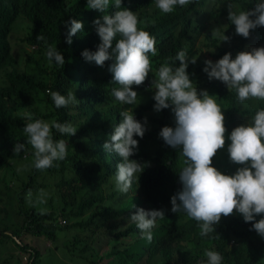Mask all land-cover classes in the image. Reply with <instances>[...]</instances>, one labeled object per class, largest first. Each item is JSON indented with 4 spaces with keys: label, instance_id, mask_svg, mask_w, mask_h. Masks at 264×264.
I'll return each instance as SVG.
<instances>
[{
    "label": "trees",
    "instance_id": "16d2710c",
    "mask_svg": "<svg viewBox=\"0 0 264 264\" xmlns=\"http://www.w3.org/2000/svg\"><path fill=\"white\" fill-rule=\"evenodd\" d=\"M257 3H264V0H233L231 4L236 5L232 10L238 13L240 10H254ZM222 4L226 8L228 2L191 0L186 6L177 5L169 14L161 12L154 0H122L121 7L136 12L140 21L138 28L148 31L155 37L158 55L153 57L149 54L152 65L159 68L168 61L172 67L179 66V62L174 58L183 49H187L190 58H197L195 64H189L187 72L198 92L206 90L216 97L225 117L224 123L227 129L225 148L218 150L212 166L222 174L233 175L241 166L232 163L229 159L228 132L237 122H249L253 110L239 106L235 90H231L228 96L218 82L214 79L209 80L207 74L203 72L204 61L211 60L215 63L226 53H231L232 58L235 59L236 55L245 51L247 47H264V27L251 30L248 38L237 35L235 26L229 20L225 23ZM118 10L120 9H116L112 4L104 13L89 10L87 0H0V189H6L3 197V200L7 199L4 210L13 209L16 198L20 209L26 211L22 228L35 236L45 237L53 242L59 239L57 232L64 233L69 228L84 230L94 225L105 230L108 226L106 235H113L119 224H107L108 213L118 217L125 210L133 207L135 202L147 206L163 205L175 187L176 173L182 164L178 155L164 148L160 141L156 140V135L163 127H175V117L171 107L155 112L154 92L148 93L147 87L141 88L136 104H123V108L132 109L134 118L141 123L144 122L145 117L147 118L148 129L141 143V155L144 158L146 154L150 156L148 161L150 167L146 169L138 185L139 197L135 195L123 197V193L115 188L114 175L111 174L113 167L109 163V156L102 150L99 138L100 135L103 136L108 132V125L117 121L122 110L108 92V86L119 87L112 82V74L108 71L113 61H106L104 67H99L94 62H86L81 53L85 49L94 52L101 43L94 26L73 36V42L69 45L65 42L68 31L65 22L75 19L84 24L95 19L96 15H111ZM22 16L30 22L29 32L14 48L10 43V36L14 25ZM59 26H63L65 30L63 31ZM215 29H218V33L213 36L212 32ZM38 35H43L48 45L57 47L64 56V67L56 65L55 62L49 63L46 44L44 41H37ZM223 35L229 40L222 41ZM119 38L117 36V39ZM200 39L204 41L202 45H198ZM79 63L83 68L80 92L75 96L79 103L57 109L48 90L58 91L65 96L69 91H73L74 84L67 68L76 67ZM98 68L103 72L99 76V82L92 84V73ZM155 78L153 76L147 80L152 83ZM40 92L53 108L51 116L57 122L72 123L83 118L78 133L82 137H90L93 142L90 147L83 141H72V144L76 148H90L92 153L87 158L77 149L71 155L68 154L63 161H55L54 166L46 170H37L33 166L29 176L22 178L20 183L16 184L21 171H26V164L30 158L24 153L29 144L28 137L23 132L29 121L25 114L14 115L13 111L19 108L17 99L28 97L30 101ZM86 93H91L92 99L82 100ZM223 100H226L225 104ZM23 101L27 103L26 98ZM52 131L55 140L66 137L55 129ZM17 143L25 145V149L22 150V154L12 155L11 150ZM12 163L18 164L19 167L9 176L7 169H10ZM70 165L75 176L63 183L61 181L58 189L62 210L69 206L68 212H59L51 208L50 212L40 214L35 209L26 208L28 200L33 199V193H36L34 190L39 178L46 175L55 176L57 172ZM108 178L114 188L112 191L103 190L99 194L87 191L93 189V186L99 187L102 185L101 182L107 185ZM10 190H14L16 194L10 195ZM35 204L37 207L47 206L43 200ZM89 209L94 211L85 219L84 214ZM60 216L65 219L63 225L59 223ZM98 217L103 220L100 221ZM46 221L49 223L45 224ZM213 227L214 233L209 237H201L197 221L192 219L186 221L182 215H176L162 221L153 243L147 244L145 241L135 239L123 249H119L118 244L121 238L129 236L130 231L118 233L113 241L112 254L117 259L115 264H137L147 251H153L155 248L159 253V260L155 264H201V261L207 259L204 256L205 249L220 253L223 257L222 264H262L260 254L264 252V245L258 243L253 235L254 231H250V228L244 224L243 218L221 219ZM3 233L4 231H0V235ZM8 235L9 238L11 236L14 239V242L20 244L18 233H8ZM22 247L28 249L27 245ZM30 250L32 252L26 264H38L41 252L36 248Z\"/></svg>",
    "mask_w": 264,
    "mask_h": 264
},
{
    "label": "clouds",
    "instance_id": "9594fccd",
    "mask_svg": "<svg viewBox=\"0 0 264 264\" xmlns=\"http://www.w3.org/2000/svg\"><path fill=\"white\" fill-rule=\"evenodd\" d=\"M226 1V8L221 5L225 23L229 20L235 26L237 35L248 38L251 30L264 27V3H257L254 10H240L237 13L232 10L236 7L231 4L233 0ZM154 2L161 12L169 14L177 5L186 6L191 0ZM110 3L120 10L111 15H103L102 20L98 18L93 21L101 43L96 51L85 49L81 56L86 62H94L99 67H104L106 61H113L108 71L112 74V82L119 87L108 86V92L122 110L117 121L108 125V132L99 138L102 150L109 156V163L113 167L111 174L114 175L115 188L123 193V197H139L138 185L146 169L150 167L149 162H140L144 159L141 155V143L147 135V118L141 123L134 118L132 109L123 108V104H136L141 88L147 87L148 93L155 92V112L171 107L175 127L165 126L161 129L159 137L164 142L160 143L178 155L182 164L176 173L175 187L163 205L147 206L135 202L133 207L118 217L112 213L107 214V224H119L115 233L107 236L111 252L105 257L114 258L108 264H115L117 260L112 254L116 234L129 230L128 237L132 236L133 241L139 239L151 244L162 221L176 215H182L186 221H197L199 235L209 237L215 232L213 226L218 224L222 217L233 215L235 210L243 217L245 223H252L250 231L254 230L264 238V107L256 111L251 122L246 126L236 127L227 137L231 141L227 147L229 159L241 167H238L233 175L222 174L212 164L218 150L225 148V117L216 97L209 95L206 90L198 92L190 79L187 69L190 63H196L197 58H190L187 49L180 50L174 58L179 62V66L172 67L165 61L157 69L156 78L152 83L146 80L152 71L149 54L153 57L158 55L155 37L138 28L140 21L136 12L122 8V0H87V8L104 13ZM20 19L27 20L24 16ZM29 24L27 20L26 35L29 32ZM65 27L68 28L65 42L69 45L73 42L72 37L84 29L83 23L75 19L65 22ZM13 31L10 43L15 48L21 41L15 46L12 44ZM217 33L218 29H215L212 35ZM117 36L120 38L117 39ZM36 39L45 42L49 63L55 62L56 65L64 67V56L57 47L48 45L43 35H38ZM228 40L229 38L223 35L222 41ZM204 64L203 72L209 80H219L229 90H235L240 103L256 99L261 100L264 105V47L239 52L235 59L231 53H226L215 63L205 60ZM48 92L57 109L79 103L72 91L66 96L51 89ZM81 99H92V94L86 93ZM25 115L29 122L23 132L28 137L27 143L34 149L33 166L37 170H46L53 167L55 161H63L68 155V141L55 140L52 130L71 137L76 134L77 128L69 122L33 120L32 114ZM24 149L25 145L17 143L11 150L12 155L22 154ZM17 168L11 165L10 169H7L9 176ZM106 182L107 185L111 184L110 179ZM256 216L262 218L255 221ZM123 223H128L130 227L118 232ZM106 231L108 233V226ZM126 238H121L119 249H123L119 245ZM95 256L96 264L104 260L98 255V251ZM204 256L207 259L201 261V264H222L223 257L216 251L205 249ZM260 257L264 264V252Z\"/></svg>",
    "mask_w": 264,
    "mask_h": 264
},
{
    "label": "rangeland",
    "instance_id": "374dc122",
    "mask_svg": "<svg viewBox=\"0 0 264 264\" xmlns=\"http://www.w3.org/2000/svg\"><path fill=\"white\" fill-rule=\"evenodd\" d=\"M111 5V3H110ZM109 5V6H110ZM91 10V9H89ZM99 14V13H98ZM102 14L96 15L95 19H101L102 20ZM95 19H92L90 21L85 22L84 29L87 30L93 27V21ZM27 20L26 19H20L18 23L16 24L12 37L11 42L15 46V44L20 43L21 39L26 35L27 30ZM63 31L65 28L63 26H59ZM203 39H200L198 42V45L203 44ZM204 48H206L204 46ZM253 47H247L245 51H251ZM80 67V69H79ZM156 65H152V71L149 73L148 78L155 77V73L157 71ZM68 72L71 74L72 81L74 84L73 91L74 95H78L80 92V83L82 78V72L83 68L82 65L79 63L76 67L70 66L67 68ZM102 69L98 68L95 72L92 73V84H96L99 82V76L102 73ZM189 74V73H188ZM146 79V80H147ZM215 82H218L219 85L222 87L224 92L229 96L231 94V90L227 88L226 85L222 84L221 81L215 80ZM113 89V88H112ZM155 94V92H154ZM209 95L213 96L209 93ZM27 99V103H24V99ZM237 103L240 107H247L248 110H253V114H251V119L249 122H251L252 118L254 117L256 111L258 108L263 107L261 100L256 99H249L246 100L243 104L239 102V100L236 98ZM223 103H226V100H223ZM17 104L19 105V108L17 110H14V115H18L20 113L26 114L30 113L33 116V120L35 119H43L45 121L51 122L52 120H55L54 117H52L53 108L46 102V98L44 97L43 93H38L35 97H33L30 101L28 100V97H22L20 99H17ZM37 109V110H35ZM83 118H80L79 120H76L72 122L71 124L77 128V132L74 136H67L64 138V140L68 141V154L71 155L74 151L77 149L85 155L87 158L92 153L91 149H84L82 147L76 148L74 144H72V141H80L86 143V146L90 147L89 145L93 142V140L90 137H82L78 130L80 128L81 122ZM248 122H237L235 125L231 127V129L228 132V136H230L231 131L234 130L236 127L241 125H247ZM146 128L148 129L147 125ZM53 132V131H52ZM227 136V137H228ZM156 140H160V142H164L162 138L159 137V134L156 135ZM231 143L230 140L227 139V145ZM34 149L29 144L24 153L26 156H29V160L26 164V171H21V174L17 180L16 184L20 183V180L22 178L28 177L31 173V170L33 169V162H34V156H33ZM145 158L143 160H140L142 163H147L150 160V156L148 154L144 155ZM14 167H19L18 164L12 163ZM75 176L74 171L71 168V165L68 167H65L63 170H60L56 173L55 176H44L37 180L36 183V190H34L33 193V199L28 200V205L26 208L28 209H35L40 214H45L50 212L51 208L56 209L59 212L65 211L68 212L70 207L66 206L65 209L62 210V203L60 202V196H59V183L62 181H67L69 179H72ZM109 180V178H108ZM102 185L99 187H92L93 189H88L87 191H93L94 193L99 194L101 191H112L111 185H106L105 183L101 182ZM6 189H0V207L2 206V209L0 210V231H4L3 234L0 235V264H26L29 259V254L32 252L30 249H38L41 252L40 262L38 264H96V257L95 252L98 251V255L104 260L99 262V264H108L112 259L106 258V254L111 252V245L109 243V237L106 235L105 228H97L96 225L93 227H86L84 230L76 229V228H69L65 230L64 233L57 232L58 240L56 242H53L45 237H38L35 236L27 231H25L22 228L26 211L24 209H20L18 206L17 199H14L15 207L13 209L4 210L5 207V201L7 200L4 198V193ZM10 195H15L14 190H10ZM43 200L47 206L46 207H37L35 203L37 201ZM117 204V202H116ZM94 209H89L85 212L84 218L86 219L93 213ZM232 217H240L243 218L238 212L234 210L233 215L228 217H222L221 219L225 218H232ZM256 221H259L261 219V216H256ZM98 219L101 221L103 220L101 217H98ZM65 219L60 216L59 223L63 225ZM49 223V221H46L45 224ZM244 224L252 228V223H245ZM130 225L128 223H123L121 227L119 228L118 232L125 231L127 228H129ZM254 231V230H252ZM8 233H18L19 235V241L20 244H17L14 242V239L8 237ZM253 235L258 240V243L260 245H264V238H262L260 235H258L255 231ZM78 240V241H77ZM133 241L132 236L124 239L121 241L119 247L124 248L125 245L131 243ZM27 245L28 249H24L22 246ZM34 247V248H33ZM26 250V251H24ZM159 260V253L158 249L155 248L153 251H147L137 262V264H155Z\"/></svg>",
    "mask_w": 264,
    "mask_h": 264
}]
</instances>
